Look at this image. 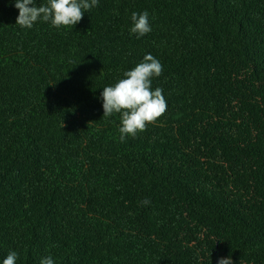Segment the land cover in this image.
Here are the masks:
<instances>
[{"label":"trees","instance_id":"trees-1","mask_svg":"<svg viewBox=\"0 0 264 264\" xmlns=\"http://www.w3.org/2000/svg\"><path fill=\"white\" fill-rule=\"evenodd\" d=\"M18 15L0 0V264H264V0H98L60 28ZM147 54L167 110L121 142L101 93Z\"/></svg>","mask_w":264,"mask_h":264},{"label":"clouds","instance_id":"clouds-1","mask_svg":"<svg viewBox=\"0 0 264 264\" xmlns=\"http://www.w3.org/2000/svg\"><path fill=\"white\" fill-rule=\"evenodd\" d=\"M98 5V0H48L46 4L36 5L35 0H15V8L19 10L16 25L22 29H31L38 21L49 23L56 28L74 27L81 22L84 13ZM131 33L143 37L152 31L149 13L133 12L131 14ZM163 65L153 55L147 54L142 62L126 71L113 86H106L101 93L103 101V117L119 114L120 141L126 137H137L146 130L147 125L155 123L167 110V102L163 90L152 89L154 78L162 75ZM103 73V72H102ZM101 73V74H102ZM102 117V118H103ZM144 205L151 203L145 199ZM18 253L11 251L3 264H16ZM40 264H54L51 256L42 258ZM218 264H233L231 256L220 258Z\"/></svg>","mask_w":264,"mask_h":264}]
</instances>
